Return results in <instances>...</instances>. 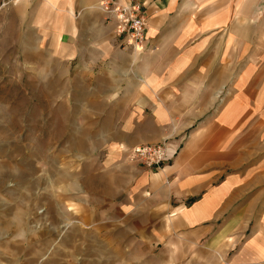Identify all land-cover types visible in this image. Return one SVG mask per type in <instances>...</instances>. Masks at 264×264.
I'll list each match as a JSON object with an SVG mask.
<instances>
[{
    "label": "crops",
    "instance_id": "1",
    "mask_svg": "<svg viewBox=\"0 0 264 264\" xmlns=\"http://www.w3.org/2000/svg\"><path fill=\"white\" fill-rule=\"evenodd\" d=\"M59 1L63 108L94 126L84 140L182 144L158 171L112 153L108 209L90 217L141 264H264V0ZM108 1L142 6L144 50Z\"/></svg>",
    "mask_w": 264,
    "mask_h": 264
},
{
    "label": "rangeland",
    "instance_id": "2",
    "mask_svg": "<svg viewBox=\"0 0 264 264\" xmlns=\"http://www.w3.org/2000/svg\"><path fill=\"white\" fill-rule=\"evenodd\" d=\"M57 2L0 0V264H141L108 215L90 217L94 203L108 209L112 153L130 161L138 146L167 143L178 154L182 144L84 140L96 138L84 136L94 126L71 123L63 108Z\"/></svg>",
    "mask_w": 264,
    "mask_h": 264
},
{
    "label": "built area",
    "instance_id": "3",
    "mask_svg": "<svg viewBox=\"0 0 264 264\" xmlns=\"http://www.w3.org/2000/svg\"><path fill=\"white\" fill-rule=\"evenodd\" d=\"M102 9L116 17L117 34L128 39V46L139 51L144 50L147 42V23L140 4L128 3L120 6L113 1H108L102 4ZM176 154L177 151H173L167 143L144 145L133 148L129 159L149 170L158 171L171 163Z\"/></svg>",
    "mask_w": 264,
    "mask_h": 264
}]
</instances>
